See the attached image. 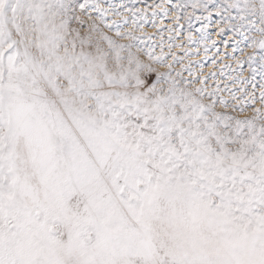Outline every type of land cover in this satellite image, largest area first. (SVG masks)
Returning <instances> with one entry per match:
<instances>
[{
	"label": "snow or ice",
	"instance_id": "1",
	"mask_svg": "<svg viewBox=\"0 0 264 264\" xmlns=\"http://www.w3.org/2000/svg\"><path fill=\"white\" fill-rule=\"evenodd\" d=\"M0 264H264V0H0Z\"/></svg>",
	"mask_w": 264,
	"mask_h": 264
}]
</instances>
